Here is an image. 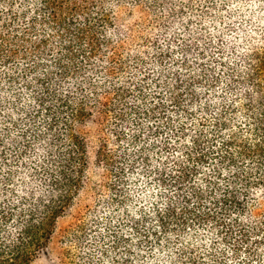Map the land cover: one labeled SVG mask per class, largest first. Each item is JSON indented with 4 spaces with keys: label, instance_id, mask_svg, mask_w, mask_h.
<instances>
[{
    "label": "trees",
    "instance_id": "obj_1",
    "mask_svg": "<svg viewBox=\"0 0 264 264\" xmlns=\"http://www.w3.org/2000/svg\"><path fill=\"white\" fill-rule=\"evenodd\" d=\"M53 245L264 264V0H0V264Z\"/></svg>",
    "mask_w": 264,
    "mask_h": 264
},
{
    "label": "rangeland",
    "instance_id": "obj_2",
    "mask_svg": "<svg viewBox=\"0 0 264 264\" xmlns=\"http://www.w3.org/2000/svg\"><path fill=\"white\" fill-rule=\"evenodd\" d=\"M58 256H60L58 246L53 245L46 252H44L33 264H61ZM141 256L142 258H144V256H146V253H141Z\"/></svg>",
    "mask_w": 264,
    "mask_h": 264
}]
</instances>
